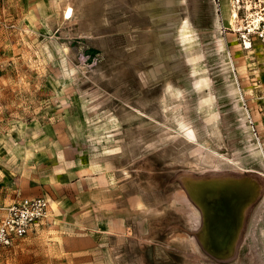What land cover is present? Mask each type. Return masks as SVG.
I'll return each mask as SVG.
<instances>
[{"label":"rangeland","instance_id":"obj_1","mask_svg":"<svg viewBox=\"0 0 264 264\" xmlns=\"http://www.w3.org/2000/svg\"><path fill=\"white\" fill-rule=\"evenodd\" d=\"M234 1L0 0V221L53 209L0 264H264V0ZM183 175L259 183L235 255Z\"/></svg>","mask_w":264,"mask_h":264},{"label":"bare ground","instance_id":"obj_2","mask_svg":"<svg viewBox=\"0 0 264 264\" xmlns=\"http://www.w3.org/2000/svg\"><path fill=\"white\" fill-rule=\"evenodd\" d=\"M231 2H232L231 20L234 22L235 19L237 18V6L235 5L234 0H231ZM248 9L250 10L251 6H248ZM64 15H66L67 19L72 18V16H73L72 8H68ZM245 45L246 46L244 47V49H246V50H248V49L250 50L252 48V44L249 42H246ZM226 175H228V174H226ZM193 177H194V175H193ZM245 177H246V175H245ZM217 179H215V178L213 179V181H215V182H213V184L210 182H207L204 179H195L192 177H188L187 181H186V188H187V191L189 192V194L192 197H194L195 199H197L203 205L204 227H203L202 233L200 234V238L204 241V243L209 245V247L212 251L219 250V247H221V245L218 243L219 240H216L214 235H213V234H217L219 232L218 228H219L221 219H220V216H218L217 213L215 212L216 210L214 211L215 206L218 202L214 201L212 198H214L215 196H218V198L222 199V203H225V205H226L227 203L224 199H226V198L231 199L232 196L236 197V206L233 205L234 200H231L232 204H230V203L227 204L229 206L228 213H230L233 216L234 212H235V217L233 219L231 218V222L229 223V227L226 228V234L230 236V235H232L234 229L236 228L235 226L237 225L236 223L238 221L237 214L239 212V208H240L241 203L244 200H246L248 195H251V194L256 195L259 191V188H260L259 183L256 181V179L254 180V179H250L248 177L244 179L245 183L248 185V188H245V189L234 188L231 185L230 186H224V187L220 185V183H226V182L230 183L231 181L234 180L232 177H229V176L226 177L225 176V177H218ZM250 208H248V209H250ZM221 231H222V229H221ZM199 232H200V230H199ZM228 240H229V238H227V241ZM232 253H233V247L231 249H229L227 254H225V255L231 256Z\"/></svg>","mask_w":264,"mask_h":264},{"label":"built area","instance_id":"obj_3","mask_svg":"<svg viewBox=\"0 0 264 264\" xmlns=\"http://www.w3.org/2000/svg\"><path fill=\"white\" fill-rule=\"evenodd\" d=\"M258 38L264 41V20ZM252 30H248L249 34ZM49 200L43 197L23 198L7 206L0 221V252L11 247L16 241L27 237L35 226L49 214Z\"/></svg>","mask_w":264,"mask_h":264},{"label":"water","instance_id":"obj_4","mask_svg":"<svg viewBox=\"0 0 264 264\" xmlns=\"http://www.w3.org/2000/svg\"><path fill=\"white\" fill-rule=\"evenodd\" d=\"M188 177H192L195 178L191 175H183L181 177L182 179V183L184 185V188L186 190V192L188 193V195L190 196V198L193 200V202L200 208L202 215H203V227H204V212H203V205L194 197H192L189 192L187 191L186 188V181ZM217 179L218 177H211V178H195V179H204L207 182H210L213 184V179ZM234 180L231 181L230 183H220L221 186H232L234 188H248V185L245 183L244 179L247 177H232ZM250 178V177H248ZM253 179V178H250ZM218 180V179H217ZM257 195L251 194L248 195V197L246 198V200H244L239 208V212L237 214V225L235 226L236 228L234 229L232 235H227L226 234V228L229 227V223L231 222V218L233 219L235 217V212L234 215L232 216L230 213H228L229 211V206L227 204H232L231 200H234L233 205L236 206V197L232 196L231 199H224L226 201V205L225 203H222V199L218 198V196H215L214 198H212L214 201L218 202L215 206L214 211L217 213L218 216H220L221 222L219 225V232L217 234H213L216 240H219L218 243L221 245V247H219V250H215L212 251L209 247V245H207L206 243H204V241L200 238V234L203 231V228L201 230V232L198 234V239L202 245V247L212 256L218 258V259H226V258H230L233 254H234V249H235V245L236 242L238 241L239 235H240V231L243 225V221L245 218V214L246 211L248 210V208L252 205V203L255 201V199L257 198ZM218 198V199H217ZM231 211V210H230ZM215 213V214H216ZM222 229V231H221ZM229 236V237H228ZM227 238H229V240L227 241ZM227 241V242H226ZM233 247V253L231 256H226L225 254H227L228 250L231 249Z\"/></svg>","mask_w":264,"mask_h":264},{"label":"crops","instance_id":"obj_5","mask_svg":"<svg viewBox=\"0 0 264 264\" xmlns=\"http://www.w3.org/2000/svg\"><path fill=\"white\" fill-rule=\"evenodd\" d=\"M38 197H39V196H38ZM23 198H36V197H23ZM23 198L17 199V200H15V201H13L12 203L3 206V207H2V215H1V219L5 216V210H4V209H5L7 206H9V205H11V204H13V203H16L17 201H19V200H21V199H23ZM52 212H53V209H52V206H51V203H50L48 217H47L44 221H42L40 224H43V223H45V222H52V217H53ZM40 224H38L37 226H39Z\"/></svg>","mask_w":264,"mask_h":264}]
</instances>
